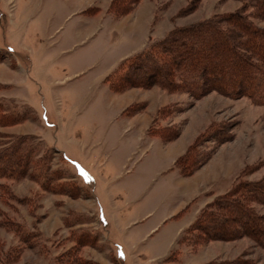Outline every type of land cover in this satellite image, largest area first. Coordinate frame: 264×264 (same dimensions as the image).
I'll return each mask as SVG.
<instances>
[{
  "label": "rangeland",
  "instance_id": "374dc122",
  "mask_svg": "<svg viewBox=\"0 0 264 264\" xmlns=\"http://www.w3.org/2000/svg\"><path fill=\"white\" fill-rule=\"evenodd\" d=\"M250 2L140 0L118 29L109 0H0V79L18 78L0 83V152L26 136L35 148L26 171L0 170V264H264V243L251 233L193 247L188 227L177 242L197 206L201 215L239 181L264 178V101L160 84L117 94L106 82L147 36L145 48L175 28L238 13L264 29ZM93 6L100 13L83 14ZM127 105L140 114L124 117ZM149 126L165 129L168 144ZM191 147L189 175L217 181L172 218L190 197L175 160ZM253 206L264 216V205Z\"/></svg>",
  "mask_w": 264,
  "mask_h": 264
},
{
  "label": "trees",
  "instance_id": "16d2710c",
  "mask_svg": "<svg viewBox=\"0 0 264 264\" xmlns=\"http://www.w3.org/2000/svg\"><path fill=\"white\" fill-rule=\"evenodd\" d=\"M139 1L113 0L112 11L123 15ZM250 3L254 9L252 15H264V0H251ZM0 59L5 56L0 54ZM127 61L130 64L119 67L108 77L116 91L160 84L169 90L186 89L200 97L221 88L230 96L247 95L264 101V29L239 13L230 17L215 15L175 28L124 63ZM2 108L0 103V118H4ZM126 113L131 115L135 111L126 110ZM9 117L15 119L14 115ZM157 129L152 128V132L165 138V129ZM192 148L176 161V166L186 175L196 169L190 170L186 165ZM34 150L29 136L13 141L0 152V170L19 167L26 171ZM254 203L264 205V178L256 182L241 180L218 196L190 226L191 245L196 247L250 233L264 243V216L256 212ZM84 263L100 264L90 260ZM206 264L253 263L233 259Z\"/></svg>",
  "mask_w": 264,
  "mask_h": 264
},
{
  "label": "crops",
  "instance_id": "0c3cea01",
  "mask_svg": "<svg viewBox=\"0 0 264 264\" xmlns=\"http://www.w3.org/2000/svg\"><path fill=\"white\" fill-rule=\"evenodd\" d=\"M112 3H113V0H109V4H106L105 6L107 7L106 10H107V13L110 14L112 17H113V21L117 22V25H118V29H122L124 27H126L127 25V19H129L130 17H132V15L137 11H134L132 10V12H130L129 14L125 13L123 15H117L114 11H112ZM143 5V4H141ZM140 5V6H141ZM139 6V7H140ZM147 6V5H145ZM148 8V11H147V14L149 13V17L152 18L153 20V9L151 8V6H147ZM101 11V8L99 6H93L91 8H87L86 10L83 11V14H86V16H89V17H92V16H95L97 15L98 13H100ZM117 29V30H118ZM150 37L147 36L146 39L143 40V42L141 41L139 43V49L134 51L133 53H129V54H125L124 57H122L119 65H118V68L120 67V65L122 63H124L128 58H130L131 56L135 55L136 53L142 51L145 46L148 44V41H149ZM8 62H2L0 63L1 64H7ZM16 64V62H15ZM17 65V64H16ZM8 66L10 67L11 70H15L16 68H12L9 64ZM117 68V69H118ZM116 69V70H117ZM115 70V71H116ZM111 75V74H110ZM108 75L106 77V82L109 86V89L113 92V93H117V94H123L127 91H116L114 90L111 85H110V82L108 81V77L110 76ZM18 78L16 77H10V79H0V83L4 84V85H12V83L17 80ZM128 107V105L124 108L122 114L124 117L126 118H133L135 116H137L138 114L140 113H133L131 115H128L126 113V108ZM143 113V112H141ZM151 125V124H150ZM147 133L152 136V137H158L161 139V141L164 143V144H168L166 143L165 141V138H163L161 135H159L158 133H153L152 132V127L149 126L148 129H147ZM181 156V154L176 158L175 160V166H176V161L178 160V158ZM176 168L178 169L179 171V174L181 176V179L182 181L184 182V187L186 188V191L189 193L190 197L187 201H185L184 203V206L179 209L175 214H173L171 217L172 218H176V217H180L182 216L189 208L190 206L195 202V201H198L200 197L202 196H205L207 193H208V190L211 189L210 187H212V183L213 182H216L217 180L214 179V181H212L211 179H208L204 177V175H201L202 173L199 172V173H196L194 175H186L184 173H182V171L176 166ZM218 179V178H217ZM197 210L196 212H198L197 214V217L195 218V220L198 218L199 216V213H200V210L201 208L199 206H197ZM194 220V221H195ZM194 221H192L187 227H185L180 233H179V237L177 239V242H179L180 240V237L182 236V233L188 228L190 227V225H192L194 223ZM171 259V255L167 258V260H170Z\"/></svg>",
  "mask_w": 264,
  "mask_h": 264
}]
</instances>
